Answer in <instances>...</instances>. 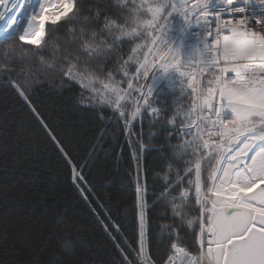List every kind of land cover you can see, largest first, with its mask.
I'll return each instance as SVG.
<instances>
[{
  "label": "snow or ice",
  "instance_id": "snow-or-ice-1",
  "mask_svg": "<svg viewBox=\"0 0 264 264\" xmlns=\"http://www.w3.org/2000/svg\"><path fill=\"white\" fill-rule=\"evenodd\" d=\"M45 83L94 118L80 165L32 100ZM0 89L24 102L85 200L83 169L110 136L134 163L131 209L99 219L107 258L58 217L46 245L19 232L10 264H264V0H0ZM20 123L13 107L0 112L5 221L36 178L17 169L33 155Z\"/></svg>",
  "mask_w": 264,
  "mask_h": 264
},
{
  "label": "trees",
  "instance_id": "trees-1",
  "mask_svg": "<svg viewBox=\"0 0 264 264\" xmlns=\"http://www.w3.org/2000/svg\"><path fill=\"white\" fill-rule=\"evenodd\" d=\"M34 87L40 90L31 94L32 100L72 159L77 165L82 164L88 158L93 143L94 118L89 113L78 112L70 107L73 104L71 94L61 96L59 89L46 83ZM6 107H13L16 118L21 121V148L33 154L29 163L17 165V169L27 166L36 178L31 184L25 183L22 188L13 192L14 196H19L20 193L26 195L7 221L0 216V230L7 228L10 234L9 242L0 245V259L10 264L13 244L21 231L27 233L33 245H46L50 228L58 217L66 218L82 228L83 234L89 238L91 251L107 258V253L111 251V242L106 238L99 219L107 220L109 211L113 218H118L116 210L120 206L127 213L135 196L132 187L134 176H129V172L134 169V163L131 152L124 143V137L110 136L106 152L100 153V159H90L88 166L83 169L85 181L81 183L85 185V200L72 183L71 167L55 143L31 117L24 102L0 89V112ZM15 130L14 128L13 131ZM155 157L156 153L146 157L150 167L155 166ZM2 171L0 168V172ZM106 177L111 179V183ZM2 179L0 177V181ZM119 219L123 230L131 234V216L125 215ZM20 255L21 258L24 257L23 252Z\"/></svg>",
  "mask_w": 264,
  "mask_h": 264
}]
</instances>
